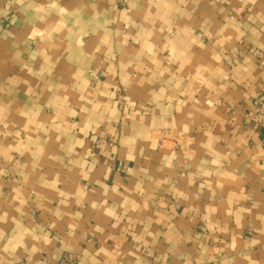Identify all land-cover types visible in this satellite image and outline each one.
Wrapping results in <instances>:
<instances>
[{
  "label": "crops",
  "instance_id": "1",
  "mask_svg": "<svg viewBox=\"0 0 264 264\" xmlns=\"http://www.w3.org/2000/svg\"><path fill=\"white\" fill-rule=\"evenodd\" d=\"M258 105L264 0H0V264H264Z\"/></svg>",
  "mask_w": 264,
  "mask_h": 264
},
{
  "label": "built area",
  "instance_id": "2",
  "mask_svg": "<svg viewBox=\"0 0 264 264\" xmlns=\"http://www.w3.org/2000/svg\"><path fill=\"white\" fill-rule=\"evenodd\" d=\"M256 55L259 56L260 54L256 53ZM100 74H101L100 68H93L89 71V76L93 83H98L100 81ZM116 93H117L119 107L123 109L128 104L126 100V89L119 88L116 91ZM254 120L257 124L264 125V106L263 105L256 106ZM96 145L98 146L99 149H101L107 146L113 147L114 143L113 141L108 142L105 140H99ZM55 264H78V258L74 255H68Z\"/></svg>",
  "mask_w": 264,
  "mask_h": 264
}]
</instances>
